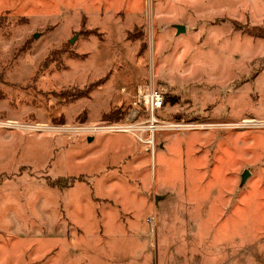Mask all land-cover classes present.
<instances>
[{
  "label": "rangeland",
  "instance_id": "obj_1",
  "mask_svg": "<svg viewBox=\"0 0 264 264\" xmlns=\"http://www.w3.org/2000/svg\"><path fill=\"white\" fill-rule=\"evenodd\" d=\"M0 264H264V0H0Z\"/></svg>",
  "mask_w": 264,
  "mask_h": 264
},
{
  "label": "built area",
  "instance_id": "obj_2",
  "mask_svg": "<svg viewBox=\"0 0 264 264\" xmlns=\"http://www.w3.org/2000/svg\"><path fill=\"white\" fill-rule=\"evenodd\" d=\"M137 100L134 105H137L142 108V112H145L147 118L141 122L140 128L133 122L127 123H103V124H93L89 127L79 128V130L90 131L92 133H104V132H124L131 133L135 130L149 133L148 136L143 137V135H139L138 140L150 146L149 150L151 153L154 152L155 147V134L156 132L162 131L164 129H188L192 127H198L199 124H182V123H171L167 122L164 118L158 116L164 112H162L163 104H164V93L155 88L154 86L143 88L142 86L137 88L136 92ZM243 120L241 125H249L254 123H244ZM199 127H204V125H199ZM157 195L155 196V201H157ZM147 221L151 224L152 217H148Z\"/></svg>",
  "mask_w": 264,
  "mask_h": 264
},
{
  "label": "water",
  "instance_id": "obj_3",
  "mask_svg": "<svg viewBox=\"0 0 264 264\" xmlns=\"http://www.w3.org/2000/svg\"><path fill=\"white\" fill-rule=\"evenodd\" d=\"M174 27H175V29H176V33H177V34H179V33L185 31V26H184V25H181V24H175ZM91 138H92V137L90 136V137H88L87 140L90 141ZM248 176H249V171L245 169V170L243 171V173L241 174V184H243V183L245 182V180H246V178H247ZM156 198H157V200H158V199H160V196H157Z\"/></svg>",
  "mask_w": 264,
  "mask_h": 264
},
{
  "label": "trees",
  "instance_id": "obj_4",
  "mask_svg": "<svg viewBox=\"0 0 264 264\" xmlns=\"http://www.w3.org/2000/svg\"><path fill=\"white\" fill-rule=\"evenodd\" d=\"M86 94L83 93V92H78L75 96H73V99H78V98H82V97H85Z\"/></svg>",
  "mask_w": 264,
  "mask_h": 264
},
{
  "label": "crops",
  "instance_id": "obj_5",
  "mask_svg": "<svg viewBox=\"0 0 264 264\" xmlns=\"http://www.w3.org/2000/svg\"><path fill=\"white\" fill-rule=\"evenodd\" d=\"M92 2H93V1H92ZM77 6L80 7V5H77ZM89 6H90V5L88 4V8H89ZM80 8H81V7H80ZM93 8H94V6H93ZM94 9H95V8H94ZM94 9H93V11H95ZM174 25H175V24H174ZM174 25H173V26H174ZM174 28H175V27H174ZM175 30H176V29H175ZM185 31H186V27H185ZM185 31H184V32H185ZM184 32H181V33H184ZM181 33H179V34H181ZM176 34H177V33H176ZM179 34H177V35H179ZM115 133H123V132H115ZM156 133H157V132H156ZM155 135H156V134H155ZM162 199H163V197L160 196V200H162Z\"/></svg>",
  "mask_w": 264,
  "mask_h": 264
},
{
  "label": "bare ground",
  "instance_id": "obj_6",
  "mask_svg": "<svg viewBox=\"0 0 264 264\" xmlns=\"http://www.w3.org/2000/svg\"><path fill=\"white\" fill-rule=\"evenodd\" d=\"M244 121H245L244 123H247V122H248V123H255V122H256L255 120H251V119H250V120H244ZM261 122H262V121H258V122H256V124L260 125ZM259 123H260V124H259Z\"/></svg>",
  "mask_w": 264,
  "mask_h": 264
}]
</instances>
